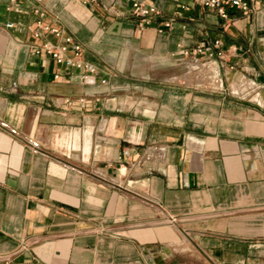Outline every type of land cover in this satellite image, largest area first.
<instances>
[{"label": "crops", "instance_id": "1", "mask_svg": "<svg viewBox=\"0 0 264 264\" xmlns=\"http://www.w3.org/2000/svg\"><path fill=\"white\" fill-rule=\"evenodd\" d=\"M139 1L161 14L143 29L134 0H0L1 259L264 264V107L207 83L214 63L264 99V3ZM39 23L94 72L58 65ZM215 40L199 85L184 51Z\"/></svg>", "mask_w": 264, "mask_h": 264}, {"label": "built area", "instance_id": "2", "mask_svg": "<svg viewBox=\"0 0 264 264\" xmlns=\"http://www.w3.org/2000/svg\"><path fill=\"white\" fill-rule=\"evenodd\" d=\"M13 4L20 2L21 0H11ZM197 5L207 9L211 12L217 13L222 19L229 21L231 18L232 11L249 13L252 11L253 4H257V2L264 3V0H193ZM132 14L140 19V27L141 29L149 27L153 24L155 19L160 16V10L153 4H149L145 1L134 0L132 4ZM172 25V21H165L163 24V28H170ZM12 23H8L6 25L7 28H13ZM40 31H37V37L41 36L44 31L52 32L56 37H61L63 42L58 45H53L51 43L44 44V50L47 54L56 61L59 65H64L67 67H78L84 68L85 71L94 72V68L90 65H86L83 62L81 57L84 54V48L82 45L75 42L73 37L63 38L62 31L50 28L49 26H43L39 23ZM164 29H161L163 31ZM72 48L74 55L69 56V51ZM41 49L37 50L39 54ZM184 56L195 57L197 60L201 58H205L201 63H197L193 66V70L197 69V67L201 66L207 68L208 62H212V59L217 56L219 59H224L226 56L224 50L222 48V41L215 40L212 44H207L202 42L200 45L195 48H189L184 51ZM212 68V83L214 86H218L219 89L224 91L228 90L230 94H233L239 98L250 99L257 103L258 105H262L264 107V99L261 96V92L263 89V85L257 83L255 81L240 79L237 81H232L228 86L224 83V80L221 76V71L219 70L221 66H214V63L210 65ZM83 80L88 79V75L82 76ZM106 82V80H103ZM0 264H26L15 263L12 261L10 257L0 258Z\"/></svg>", "mask_w": 264, "mask_h": 264}, {"label": "rangeland", "instance_id": "3", "mask_svg": "<svg viewBox=\"0 0 264 264\" xmlns=\"http://www.w3.org/2000/svg\"><path fill=\"white\" fill-rule=\"evenodd\" d=\"M193 48H195V47H193ZM203 68L204 67H202V65H201V66L197 67V69L192 70V71H194V74H196V76L199 77L197 80V84H199V85H202L204 83V81H206V80L208 81V77H209V75L206 73V71H207L206 68H204V70H203ZM209 70H210L209 71L210 77H212L213 76L212 75V72H213L212 68ZM204 73H206V74H204ZM207 83L212 84L214 82L212 79H210V81H208Z\"/></svg>", "mask_w": 264, "mask_h": 264}]
</instances>
